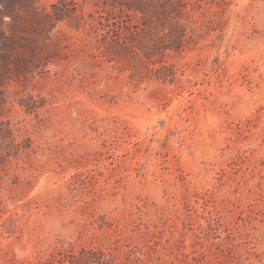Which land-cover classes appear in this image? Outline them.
<instances>
[{
  "label": "rangeland",
  "instance_id": "374dc122",
  "mask_svg": "<svg viewBox=\"0 0 264 264\" xmlns=\"http://www.w3.org/2000/svg\"><path fill=\"white\" fill-rule=\"evenodd\" d=\"M74 1L81 27L39 38L60 56L0 85V119L32 141L0 179V264H264V0H196L161 78L102 56L96 0Z\"/></svg>",
  "mask_w": 264,
  "mask_h": 264
},
{
  "label": "trees",
  "instance_id": "16d2710c",
  "mask_svg": "<svg viewBox=\"0 0 264 264\" xmlns=\"http://www.w3.org/2000/svg\"><path fill=\"white\" fill-rule=\"evenodd\" d=\"M95 5L98 16H89L95 20L91 22L93 32L100 36L99 53L109 61L122 58L131 63L140 61L142 67L155 71L159 78L167 71L164 65L167 51L183 50L194 40L199 27L191 28L195 23L193 12L200 8L196 0H96ZM60 22L76 29L81 27L84 17L76 1L56 0L47 7L40 0H0V85L8 75L28 78L60 56L53 47L44 53L39 48V38L47 40L52 27ZM137 25H142V32L136 29ZM144 36L149 39L145 40ZM149 62L160 66L149 68ZM2 94L0 91V112L6 103ZM35 102L32 96H27L21 104L32 110L38 107ZM31 144L29 137L18 139L9 122L0 119V179L5 166L27 153ZM58 255L42 264H93L100 260L109 263L102 250L81 248L78 252L70 250Z\"/></svg>",
  "mask_w": 264,
  "mask_h": 264
}]
</instances>
